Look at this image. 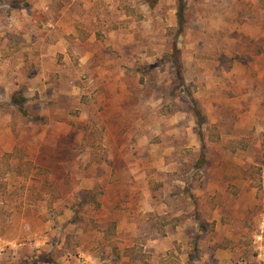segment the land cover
Returning a JSON list of instances; mask_svg holds the SVG:
<instances>
[{
    "label": "rangeland",
    "instance_id": "1",
    "mask_svg": "<svg viewBox=\"0 0 264 264\" xmlns=\"http://www.w3.org/2000/svg\"><path fill=\"white\" fill-rule=\"evenodd\" d=\"M0 264H264V4L0 0Z\"/></svg>",
    "mask_w": 264,
    "mask_h": 264
},
{
    "label": "trees",
    "instance_id": "2",
    "mask_svg": "<svg viewBox=\"0 0 264 264\" xmlns=\"http://www.w3.org/2000/svg\"><path fill=\"white\" fill-rule=\"evenodd\" d=\"M259 1L262 4H264V0H259ZM88 131H90V128H88V127L86 128L85 127V133L87 132V135L85 134V138L88 137V136H90V132L88 134ZM89 139H90V137H89ZM87 143L92 147V150L95 149V148H97V147H100L101 148V146L99 144H97L96 142H94V140H90L89 142L87 141ZM93 154H94V152H93ZM103 157L105 158V156H103ZM89 198H90V195L89 194L87 196H84V198L81 200V202H78V205H80L83 202L85 203L86 201L89 200ZM78 211L79 210H78V206H77L76 208H74V212H75V214L73 216V222L74 223H76V221L82 219V216L80 214H78Z\"/></svg>",
    "mask_w": 264,
    "mask_h": 264
}]
</instances>
